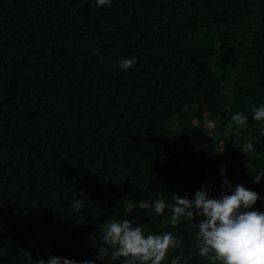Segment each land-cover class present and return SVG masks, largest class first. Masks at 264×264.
Segmentation results:
<instances>
[{
  "label": "trees",
  "instance_id": "1",
  "mask_svg": "<svg viewBox=\"0 0 264 264\" xmlns=\"http://www.w3.org/2000/svg\"><path fill=\"white\" fill-rule=\"evenodd\" d=\"M261 106L264 0H0V264H124L94 259L100 226L123 220L182 241L162 264H212L204 217L173 226L154 204L219 199L227 179L264 213Z\"/></svg>",
  "mask_w": 264,
  "mask_h": 264
},
{
  "label": "clouds",
  "instance_id": "2",
  "mask_svg": "<svg viewBox=\"0 0 264 264\" xmlns=\"http://www.w3.org/2000/svg\"><path fill=\"white\" fill-rule=\"evenodd\" d=\"M96 6H110V0H96ZM104 61L101 60V63ZM136 59L119 61V67L128 70L136 64ZM255 121H264V106L253 110ZM217 120L220 117L216 118ZM235 125L242 127L248 122L244 112H236L231 117ZM206 123L215 124L214 121ZM264 134V129H261ZM239 136V129H237ZM252 143L245 142L244 153L253 151ZM223 172V169H222ZM264 174L257 175L253 181L259 183ZM223 192L219 199L210 198L206 189L195 193V199L180 198L172 194L174 203L166 205L164 200L154 204L155 212L163 214L166 206L172 210L169 223L175 226L181 217L193 221L195 216L204 217L195 223L199 255L210 260L212 264H264V213L249 210L258 200V194L237 185L233 189L227 179L222 184ZM82 195V194H81ZM84 204L81 199H74L72 207L79 211ZM192 209H195L194 212ZM99 255L95 260L110 258L113 261L125 258L124 264H162L169 249H177L182 241L171 232L145 236L142 226H133L129 220L114 221L107 226L101 225ZM93 241L96 240L92 236ZM39 264H45L40 260ZM47 264H77L74 260L50 256ZM81 264H94V261H83ZM171 264H187L181 256L175 257Z\"/></svg>",
  "mask_w": 264,
  "mask_h": 264
}]
</instances>
